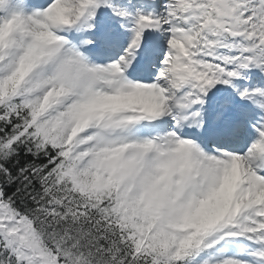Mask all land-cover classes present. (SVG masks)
I'll return each mask as SVG.
<instances>
[{
	"label": "snow or ice",
	"instance_id": "snow-or-ice-1",
	"mask_svg": "<svg viewBox=\"0 0 264 264\" xmlns=\"http://www.w3.org/2000/svg\"><path fill=\"white\" fill-rule=\"evenodd\" d=\"M0 264H264V0H0Z\"/></svg>",
	"mask_w": 264,
	"mask_h": 264
}]
</instances>
